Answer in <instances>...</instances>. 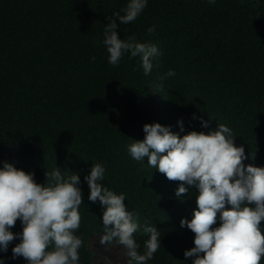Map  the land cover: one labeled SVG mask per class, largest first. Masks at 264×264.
<instances>
[{
    "label": "trees",
    "instance_id": "16d2710c",
    "mask_svg": "<svg viewBox=\"0 0 264 264\" xmlns=\"http://www.w3.org/2000/svg\"><path fill=\"white\" fill-rule=\"evenodd\" d=\"M126 5L0 0V167L7 161L35 172L40 184L56 166L79 175L80 264H96L91 235L104 234V208L88 199L84 179L94 163L106 168L102 183L126 194L127 210L137 214L140 250L149 239L143 227L160 231L161 245L146 264H192L184 252L195 247V233L180 222L194 218L199 190L190 186L177 198L184 182L169 180L147 158L134 160L128 147L145 138V124L171 125L181 137L224 124L235 146L244 147L242 163L264 167V0H148L135 21L117 20L121 39L134 36L158 46L147 76L139 57L130 54L109 64L102 43L106 17L123 15ZM170 69L174 77L166 75ZM156 99L163 105L156 106ZM200 118L209 121L208 129ZM260 228L264 234V220ZM11 230L23 231L19 219ZM18 243L0 252L6 264H26L22 256L12 259Z\"/></svg>",
    "mask_w": 264,
    "mask_h": 264
},
{
    "label": "clouds",
    "instance_id": "9594fccd",
    "mask_svg": "<svg viewBox=\"0 0 264 264\" xmlns=\"http://www.w3.org/2000/svg\"><path fill=\"white\" fill-rule=\"evenodd\" d=\"M216 2L207 0L211 5ZM147 5L148 0H127L123 15L114 12L106 17L110 22L104 27L102 41L109 64L117 66L130 54L139 57L146 76L153 69V59L160 54L158 46L139 42L134 36L121 39L117 20L127 25ZM154 30V26L148 29L150 33ZM166 75L174 77L175 71L170 69ZM193 119H197L195 114ZM200 119L201 127L208 129L209 121ZM178 124L183 132V120ZM143 131L145 138L128 147L131 157L141 162L147 158L148 165L169 180L184 182L176 190L177 198L189 192L190 186L199 190L194 218L180 222L181 227L195 233V247L186 250L184 256L192 257V264H261L264 167L242 163L247 159L245 150L243 146H235L232 130L219 124L217 130L207 133L193 130L181 137L172 131L171 125L154 122L145 124ZM105 172L102 163H94L90 175L84 178L90 188L88 199L93 203L99 201L104 208L100 243L116 241L127 249L129 264H146L161 245L160 231L154 225L143 227L149 239L140 250L134 235L140 227L137 214L127 210L126 194H117L102 183ZM80 183L78 174L65 175L56 166L46 172V183L40 184L35 180V172H26L4 161L0 167V252L7 253L10 242L19 239L20 243L12 248V259L22 256L26 264H80L83 241L76 235L83 200ZM17 219L23 231L14 233L11 229ZM218 220L219 226L212 227ZM93 236L100 235H91V239ZM0 264H6V259L0 258Z\"/></svg>",
    "mask_w": 264,
    "mask_h": 264
},
{
    "label": "rangeland",
    "instance_id": "374dc122",
    "mask_svg": "<svg viewBox=\"0 0 264 264\" xmlns=\"http://www.w3.org/2000/svg\"><path fill=\"white\" fill-rule=\"evenodd\" d=\"M155 103L156 106L163 105L162 101L159 99H156ZM101 236L102 235L93 236L90 242L95 255L96 264H109V261H111V264H129L127 249L116 241L101 244Z\"/></svg>",
    "mask_w": 264,
    "mask_h": 264
}]
</instances>
